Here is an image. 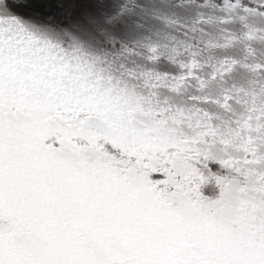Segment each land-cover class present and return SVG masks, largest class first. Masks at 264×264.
<instances>
[{"label": "snow or ice", "instance_id": "obj_1", "mask_svg": "<svg viewBox=\"0 0 264 264\" xmlns=\"http://www.w3.org/2000/svg\"><path fill=\"white\" fill-rule=\"evenodd\" d=\"M0 264H264V0H0Z\"/></svg>", "mask_w": 264, "mask_h": 264}]
</instances>
